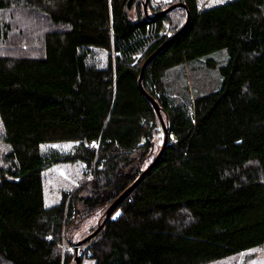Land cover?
<instances>
[{"label":"trees","instance_id":"16d2710c","mask_svg":"<svg viewBox=\"0 0 264 264\" xmlns=\"http://www.w3.org/2000/svg\"><path fill=\"white\" fill-rule=\"evenodd\" d=\"M177 1L184 20L163 31L167 12L140 0H0V264H69L67 228L141 173L81 251L95 264H201L264 243V0ZM12 5L43 22L18 26ZM220 48L218 87L169 96L164 71L214 65ZM65 140L73 152L39 148ZM78 159L90 176L46 205L43 169Z\"/></svg>","mask_w":264,"mask_h":264},{"label":"rangeland","instance_id":"374dc122","mask_svg":"<svg viewBox=\"0 0 264 264\" xmlns=\"http://www.w3.org/2000/svg\"><path fill=\"white\" fill-rule=\"evenodd\" d=\"M223 1L225 0H197L199 7H201L202 5L204 6L217 4ZM179 2L180 1L177 0H140V3H138V7H135L138 11L143 12L145 15H147L151 12V10H154L156 8L159 10H165V8H167L169 5L175 4L174 7H171L166 11L168 20L163 23L165 24V26L163 27V31H167V28L169 31L171 28L175 27V25L184 20L183 10H181L182 8H178V6L183 5L179 4ZM143 4L145 6H143ZM135 11L136 10L133 9L132 12L134 13ZM3 14L4 16L15 14L16 21L19 22L17 24L18 26L21 23L30 25L33 24V21L34 24L43 22L41 21L42 19L39 18V15H41V13L30 11L27 7L21 8L12 5V7L8 8ZM22 43L23 45L33 47L32 49H30L31 53H35L36 50L39 49L37 48V42H31V45H29L26 41H23ZM1 47L2 46H0V48ZM205 56L207 59H211L212 62H214V65L207 64V62H205V58L201 57L189 60L182 64H177L164 71L162 76L164 90L169 94L171 98L178 101H184L188 97L191 98L194 95L205 93L218 87V85L220 84L218 66L225 62L224 60L226 59V51L224 48H220L218 50L209 52ZM95 59H98V61L101 62L102 55L98 54ZM161 141V132L158 131L157 134L153 135L152 137V142H150L151 147L149 150L154 153L158 146L161 144ZM77 145V141L74 140L51 141L41 143L39 148L44 151L54 148L61 153H68L73 152L76 149L75 146ZM4 148L5 147L0 136V159L1 153L3 152ZM150 156H147L145 164L149 161ZM88 171L89 170L87 165L79 159L75 161H59L43 169L41 173V187L43 188V192L45 195V199H43L45 203L52 204L58 201L63 192L66 197L72 195V193L77 191L80 185L83 184V182L86 180L85 177L90 176ZM79 193H82V191H79ZM107 207L106 204L105 206L100 205L95 207L94 209L89 211V214L81 217V219L79 221H76L75 224L71 225L69 229L67 228L65 237L62 239L63 242L61 244L63 252L68 251L72 254L76 244L81 240H83V242L78 244L77 249L84 250L86 248V246L88 245V240L90 238L88 236L92 235V233L98 226L97 224H101L102 220L104 219V211ZM96 233H94L91 237H93ZM72 255H74V253ZM69 264H74L73 258L69 262ZM79 264H95V262L92 257L82 256ZM201 264H264V243L255 247L231 253L223 257L211 259Z\"/></svg>","mask_w":264,"mask_h":264},{"label":"water","instance_id":"95a60500","mask_svg":"<svg viewBox=\"0 0 264 264\" xmlns=\"http://www.w3.org/2000/svg\"><path fill=\"white\" fill-rule=\"evenodd\" d=\"M179 4H182L184 6V4L182 2H179ZM143 6H145V5L143 4ZM174 6H175V4H172V5H169L167 8H165V10L164 9L159 10V11L156 12V15L165 13L168 9H170L171 7H174ZM187 16H188V11L186 10V19H187ZM186 19H185V21H186ZM171 38H172V36H170L169 39H171ZM158 49L159 48L154 49L146 58H144V60L142 61V63H140L139 76L137 77L138 78V84L139 85H140V80H141L140 77L142 76V73H143L145 64H147V63H149L151 61V59L157 54ZM140 87H141V85H140ZM141 89H142V87H141ZM145 96L150 101V104L153 106V108H154V110H155V112L157 114L156 116L159 118V120L161 122V125L163 126V124H162V117H160V115H161V113H160V106L156 103V100L152 96H150L148 93L145 92ZM162 130L164 132V135H163V139H162V142H161L162 144L160 146V150L163 147V144H164L163 142H165V140H166V137H165L166 136V131L164 130V128ZM141 175H142V173L132 183H130V185L118 197H116L115 200H113L108 205V207L104 211V219L102 220L101 224H103V222L109 217V215L111 214L112 210L115 208L116 204L120 200V197L123 196V195H125L135 185L134 183L139 180V178L141 177ZM101 224H97L98 226L94 230V232L92 233V235L94 233H96L101 228V226H102ZM91 236L89 235L88 237H91ZM88 237H86V238H88ZM81 242H83V240L78 241V243L76 244V246L74 248V251H73V253H74V255H73L74 264H79L80 263V260L82 258V252H81L82 250L81 249H79V250L77 249L78 244L81 243Z\"/></svg>","mask_w":264,"mask_h":264},{"label":"crops","instance_id":"0c3cea01","mask_svg":"<svg viewBox=\"0 0 264 264\" xmlns=\"http://www.w3.org/2000/svg\"><path fill=\"white\" fill-rule=\"evenodd\" d=\"M43 199H45V195H44V192H43ZM44 201V200H43ZM45 202V201H44ZM55 203V202H54ZM46 204V203H45ZM46 205H48V204H46Z\"/></svg>","mask_w":264,"mask_h":264}]
</instances>
